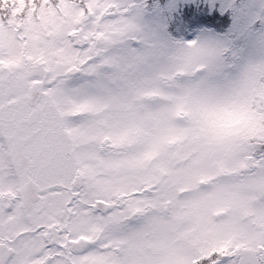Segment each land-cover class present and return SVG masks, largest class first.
I'll list each match as a JSON object with an SVG mask.
<instances>
[{"label":"snow or ice","instance_id":"6c2138e0","mask_svg":"<svg viewBox=\"0 0 264 264\" xmlns=\"http://www.w3.org/2000/svg\"><path fill=\"white\" fill-rule=\"evenodd\" d=\"M0 264H264V0H0Z\"/></svg>","mask_w":264,"mask_h":264}]
</instances>
